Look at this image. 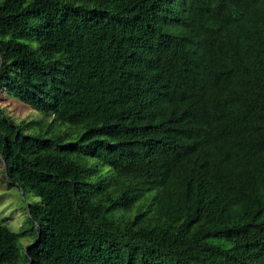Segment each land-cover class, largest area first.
<instances>
[{"label":"trees","instance_id":"1","mask_svg":"<svg viewBox=\"0 0 264 264\" xmlns=\"http://www.w3.org/2000/svg\"><path fill=\"white\" fill-rule=\"evenodd\" d=\"M0 88V264H264V0H0Z\"/></svg>","mask_w":264,"mask_h":264},{"label":"rangeland","instance_id":"2","mask_svg":"<svg viewBox=\"0 0 264 264\" xmlns=\"http://www.w3.org/2000/svg\"><path fill=\"white\" fill-rule=\"evenodd\" d=\"M0 111L10 116L20 124L29 123L35 120L39 113L31 111L20 102L12 99L0 88ZM0 161L2 158L0 157ZM3 164L0 163V221L7 224L11 230L17 232L22 229L23 223L28 227L26 222V207L37 201V198L31 193H23L16 186H8L3 173ZM21 249H26L31 240L26 237H19Z\"/></svg>","mask_w":264,"mask_h":264}]
</instances>
